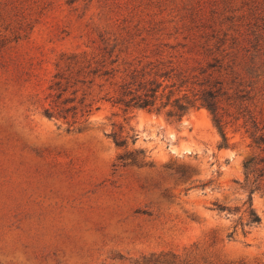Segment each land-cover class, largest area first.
Here are the masks:
<instances>
[{
    "label": "rangeland",
    "instance_id": "374dc122",
    "mask_svg": "<svg viewBox=\"0 0 264 264\" xmlns=\"http://www.w3.org/2000/svg\"><path fill=\"white\" fill-rule=\"evenodd\" d=\"M79 35L64 5L0 51V264H142L194 245L201 264H264V177L244 167L260 150L244 130L219 148L205 108L176 122L104 103L80 130L43 114Z\"/></svg>",
    "mask_w": 264,
    "mask_h": 264
},
{
    "label": "trees",
    "instance_id": "16d2710c",
    "mask_svg": "<svg viewBox=\"0 0 264 264\" xmlns=\"http://www.w3.org/2000/svg\"><path fill=\"white\" fill-rule=\"evenodd\" d=\"M64 5L79 41L57 56L44 115L80 130L104 103L176 122L205 108L219 148L232 145L230 129L251 138L260 152L244 167L264 177V0H0V51ZM246 203L247 224L260 223L251 193ZM142 264H201L199 247L152 253Z\"/></svg>",
    "mask_w": 264,
    "mask_h": 264
}]
</instances>
